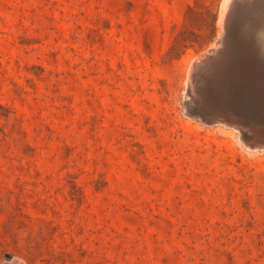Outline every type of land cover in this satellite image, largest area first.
<instances>
[{
    "label": "rangeland",
    "instance_id": "obj_1",
    "mask_svg": "<svg viewBox=\"0 0 264 264\" xmlns=\"http://www.w3.org/2000/svg\"><path fill=\"white\" fill-rule=\"evenodd\" d=\"M222 2L0 0V264H264V148L187 107Z\"/></svg>",
    "mask_w": 264,
    "mask_h": 264
},
{
    "label": "bare ground",
    "instance_id": "obj_2",
    "mask_svg": "<svg viewBox=\"0 0 264 264\" xmlns=\"http://www.w3.org/2000/svg\"><path fill=\"white\" fill-rule=\"evenodd\" d=\"M239 12L253 20L256 29L252 32L259 31L264 37V0H223L218 39L191 62L185 89L187 107L194 106L190 114L201 120L237 129L248 147L258 149L264 148V70L249 50L234 40L225 43L226 31L233 38L238 35ZM257 51L264 54V41ZM251 108L261 117H247Z\"/></svg>",
    "mask_w": 264,
    "mask_h": 264
}]
</instances>
